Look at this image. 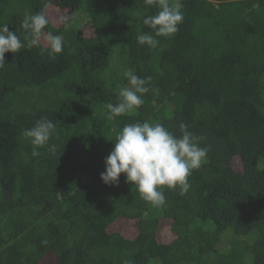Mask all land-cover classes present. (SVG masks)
<instances>
[{
    "label": "trees",
    "instance_id": "16d2710c",
    "mask_svg": "<svg viewBox=\"0 0 264 264\" xmlns=\"http://www.w3.org/2000/svg\"><path fill=\"white\" fill-rule=\"evenodd\" d=\"M180 2L178 32L152 49L137 43L159 10L144 0H0L22 41L26 11L65 40L59 55L5 53L0 69V264H264V0ZM129 69L151 90L109 120ZM42 117L56 150L32 157L22 131ZM145 121L176 135L184 122L209 146L189 191L165 187L160 208L124 174L100 179L118 132Z\"/></svg>",
    "mask_w": 264,
    "mask_h": 264
},
{
    "label": "clouds",
    "instance_id": "9594fccd",
    "mask_svg": "<svg viewBox=\"0 0 264 264\" xmlns=\"http://www.w3.org/2000/svg\"><path fill=\"white\" fill-rule=\"evenodd\" d=\"M148 7L159 10L154 15L142 18L143 25L150 28L137 36V43L149 48L159 44L157 37H172L182 24L184 13L180 0H144ZM59 22L65 29L69 28L70 20L62 16ZM49 18L45 12L32 13L26 11L21 27L27 32L22 41L16 32L9 31L7 24L0 25V69L7 64L5 53H18L22 48H39L41 54L49 56L63 52L65 40L62 35L45 31ZM46 47H41V40ZM128 85L118 91L119 102L105 103L106 118L113 120L118 116L133 113L144 104V95L151 88L149 77H139L132 69L124 73ZM179 135L168 130L162 123L133 122L125 124L118 132L113 149L104 159V171L100 173L101 181L106 185H115L124 174L126 182L136 186L141 198L152 206H165L164 188L179 189L186 194L191 184L189 177L207 160L209 146H201L205 139L189 130V126L181 122L178 125ZM57 132V125L47 117L35 121L31 128L22 131V136L32 146L31 156L38 157L40 149L48 147L55 152V145L49 147V141ZM44 243H47L45 241Z\"/></svg>",
    "mask_w": 264,
    "mask_h": 264
}]
</instances>
